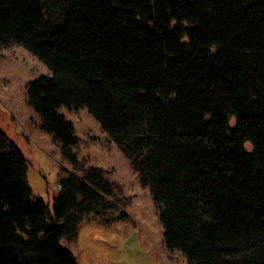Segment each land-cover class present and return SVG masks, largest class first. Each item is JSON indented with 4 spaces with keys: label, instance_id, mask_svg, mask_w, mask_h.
<instances>
[{
    "label": "trees",
    "instance_id": "trees-1",
    "mask_svg": "<svg viewBox=\"0 0 264 264\" xmlns=\"http://www.w3.org/2000/svg\"><path fill=\"white\" fill-rule=\"evenodd\" d=\"M13 46L49 71L27 85L40 130L77 169L58 111L86 110L149 189L168 251L264 264V0H0V49ZM80 171L51 213L0 129V264H77L60 241L123 208L102 169Z\"/></svg>",
    "mask_w": 264,
    "mask_h": 264
},
{
    "label": "rangeland",
    "instance_id": "rangeland-1",
    "mask_svg": "<svg viewBox=\"0 0 264 264\" xmlns=\"http://www.w3.org/2000/svg\"><path fill=\"white\" fill-rule=\"evenodd\" d=\"M48 74V69L23 48L0 49V129L25 160L30 201H40L52 213L53 200L60 194V179L69 173L80 176V169L93 167L104 171L123 205H116L104 216L86 215L76 237L62 239L60 246L72 253L77 264H187L180 253L165 248L149 189L86 110L58 111L74 127L77 144L73 152L80 163L77 169L61 157L51 136L40 130L41 119L28 106L27 85ZM119 212L127 215L126 221L104 224Z\"/></svg>",
    "mask_w": 264,
    "mask_h": 264
}]
</instances>
